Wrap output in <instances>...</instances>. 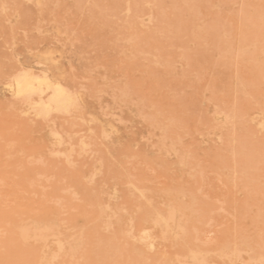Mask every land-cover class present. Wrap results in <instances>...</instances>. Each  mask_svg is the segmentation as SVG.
Here are the masks:
<instances>
[{"label":"rangeland","instance_id":"374dc122","mask_svg":"<svg viewBox=\"0 0 264 264\" xmlns=\"http://www.w3.org/2000/svg\"><path fill=\"white\" fill-rule=\"evenodd\" d=\"M263 125L264 0H0V264H264Z\"/></svg>","mask_w":264,"mask_h":264},{"label":"bare ground","instance_id":"6f19581e","mask_svg":"<svg viewBox=\"0 0 264 264\" xmlns=\"http://www.w3.org/2000/svg\"><path fill=\"white\" fill-rule=\"evenodd\" d=\"M49 74H47L46 72L36 73L35 71L33 72V70H31V69L22 70L19 73H17L15 75V77L12 78L13 80L11 79L12 81L10 84L13 92L15 93V97L17 95V97L24 98L28 102H32L35 99V97H38V99L35 102L37 105H39L40 112L42 115H49L54 110H58V111L70 110V108L75 104V101H77L76 98L73 96V95H76V93L73 92V95H72V93L70 92L72 89L69 91L67 86H65L61 81L52 79ZM12 76H14V75H12ZM73 107H75V106H73ZM263 127H264V125H263ZM168 212L170 214L172 213V211L171 212L168 211ZM163 215H161V216L163 217ZM169 216H171V215H169ZM158 218H160V217L158 216L156 219L158 220ZM169 219H167V220L170 222ZM180 219L181 218H179V220ZM161 220L164 221L165 223L168 222L167 220H165L163 218H161ZM177 224H178V222H177ZM146 231H144V232L148 233V230H146ZM145 238H146V236H145ZM150 243H152V242H150ZM192 251H194V249ZM196 254H197V252L195 253V255ZM190 260L192 261V259H190ZM195 263H197V262H195Z\"/></svg>","mask_w":264,"mask_h":264}]
</instances>
